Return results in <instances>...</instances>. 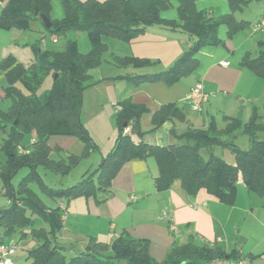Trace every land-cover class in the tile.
I'll use <instances>...</instances> for the list:
<instances>
[{
  "label": "trees",
  "instance_id": "trees-1",
  "mask_svg": "<svg viewBox=\"0 0 264 264\" xmlns=\"http://www.w3.org/2000/svg\"><path fill=\"white\" fill-rule=\"evenodd\" d=\"M0 1L3 3L0 12L2 29H32L34 20L43 24L40 13L50 18V0ZM249 1L227 0L229 12L213 17L198 10L195 0H178V19H174L160 15V8L166 6L169 0H61L64 15L60 19L50 18L51 26L45 29L55 36L65 35L70 30L85 31L91 42V51L80 53L73 39L67 40L62 52L42 51L39 48L40 40H37L33 45L36 60L28 66H23L12 55L1 60L3 98L9 102L6 107H0V127L6 133L0 145L5 155L3 161L0 158V177L7 182L22 166H27L29 171L21 177L8 207L0 209V226L4 235L18 231L20 236L26 238L30 234L37 241L34 247L28 249L29 264H119L120 260L126 264H207L213 258H247L236 247L227 252L217 243H200L189 236L182 243L175 242L164 259L157 260L149 254L148 239L122 233L112 240L109 252L106 249L108 243L91 236L86 250L67 259L65 248L57 243L62 208L46 205L28 182L37 179L43 192L53 199L64 198L68 202L73 197L92 194L97 201H101L104 193L110 191V181L123 163L134 158L153 156L158 166L154 186L159 192L168 189L174 180L179 179L181 186L190 194L204 190L221 202L232 203L236 195L235 179L240 175L249 188L264 194V138L256 135L258 130L264 129V125L256 117H250L242 123L238 117L225 116L227 124L221 130L212 124L207 128L188 127L177 134L178 142L161 145L142 138L140 116L147 108L130 98H122L116 103L119 133L111 150L102 156L95 168V178L88 170L78 182L53 188L41 181L36 170L37 165L56 172H66L70 167L48 156L47 142L51 136H76L90 144L79 115L82 91L95 83L87 71L99 62L104 47L103 35L129 40L151 24L179 28L188 33L192 43L168 68L129 78L135 84L156 80L170 84L195 69L197 60L194 55L202 46L223 43L218 35L220 24L226 25L228 36L250 26L248 20H236L233 16L234 10L242 8ZM36 8L38 15L34 13ZM117 59L125 66H139L148 60L136 55H124ZM241 64L264 77V39L258 40L257 53L253 57L245 55ZM48 74L52 77L50 88L37 93ZM17 82L27 93L16 86ZM169 119L186 120L182 107L175 102L161 104L151 113L153 129ZM240 128L249 136V146L243 150L233 141L234 133ZM32 130L36 132L35 141L28 146L22 145V139ZM221 135L227 137L222 138ZM18 145L30 147V151L20 153ZM213 145L232 149L235 162L229 163L213 153L203 159L200 150ZM99 193H103L101 200L98 198ZM32 214L40 215L48 222V227L31 226L34 224Z\"/></svg>",
  "mask_w": 264,
  "mask_h": 264
},
{
  "label": "rangeland",
  "instance_id": "rangeland-1",
  "mask_svg": "<svg viewBox=\"0 0 264 264\" xmlns=\"http://www.w3.org/2000/svg\"><path fill=\"white\" fill-rule=\"evenodd\" d=\"M50 3V18L53 20L60 19L64 15L61 0H50ZM195 3L197 9L204 12L206 16L212 15L213 17H218L221 15V12L226 8L228 9L227 0H195ZM260 4L262 3H259L257 0H250L242 8L234 10V16L237 19H248L253 23L258 16ZM177 6L178 0H169L166 6L160 8V15L166 18L178 19ZM154 26H158V24H151L147 27H149V30H155L154 28L157 27ZM226 30L225 25L220 24L218 35L222 36L227 32ZM44 34L46 42L39 45L42 51L62 52L66 48L68 39H73L76 42L80 53L87 54L91 51V42L87 32L70 30L65 35L57 36L58 39L54 42L51 40L52 34L38 20L33 21L32 29L29 30L15 27L13 29L15 40L4 51L14 56L15 60L21 62L23 66H28L36 60L37 54L33 45ZM137 36H133L129 40H122L114 36L103 35L102 42L104 43V47L100 53L99 62L87 71L89 78L95 81V83L83 89L79 115L80 122L86 129L90 144L76 137L74 143L69 144L70 146L67 148L49 147L48 153L51 154L50 157L52 159L61 160L64 166L66 164L70 167L66 172H56L39 166L37 172L41 177V181L46 185L53 188L72 185L78 182L82 174L88 170L91 174L93 173L94 178L96 177L95 168L98 166L102 156H105L111 150L114 139L119 133V127L116 122V103L119 100L118 96L124 85H126V82H132L129 79L131 76L136 77V75L142 74L147 70L157 71L159 67L157 65H161L153 51L150 52L151 58L147 57L148 60L139 66H125L119 63L117 57L134 55L131 51L133 48L134 51L138 49L137 41L139 39L136 38ZM3 78L2 70L0 69V93L1 91L4 92ZM190 80H193V77H188L187 81ZM252 80L251 84L247 83V85L243 81L239 86V90L235 92L224 94L218 91L214 97H210L211 100L213 99V104L212 106L207 104L208 116L210 118L214 117L218 129L224 128L227 124L224 115L238 117L242 123L247 122L250 117H253V119L256 117L264 125V77L253 73ZM51 82V74H48L41 82L37 93L49 89ZM244 84L246 85L245 87ZM16 86L22 92L27 93V90L19 82H17ZM8 102V99L3 100V98H0V107H6ZM184 111L188 114L189 118L200 113L190 109L188 105ZM194 123L198 122L194 121ZM256 135L259 138H264V129L258 130ZM4 136L5 133L0 127V145ZM234 136L233 141L238 148L242 150L248 148L249 136L242 128L236 130ZM148 137H151V135H148ZM175 139L174 142L179 141L177 138ZM30 141L29 135H25L22 139L23 144ZM200 153L203 159H206L209 153H213L229 163L235 162L234 151L221 145H213L211 148L201 149ZM0 157L4 158L1 150ZM27 172V167H21L12 176L11 183L17 186L21 177ZM29 185L46 205H56L55 200L57 201V199H53L44 193L37 179L30 182ZM235 185L236 195L234 201L232 203H224L204 190H199L196 194H190L181 186L179 179L174 180L169 188L181 186L185 190L186 196H188L186 197L187 199H181L180 195L175 193V189H173L174 201L171 205L173 209L170 208L169 211L174 217L175 225L182 230V234L184 235L179 237L178 242L183 241L182 239L188 237V235L193 236L195 241L200 243L212 242L219 237L220 241L216 243L221 249L228 252L233 247H236L247 257L248 264H264V194L249 188L240 175L236 177ZM2 200H4V197L0 194V204ZM58 201L67 204L64 198H58ZM168 205H170L169 201L166 203V207H169ZM65 211L67 213V209ZM88 222V220L80 222L79 229L75 230V233L78 234L72 240L74 242L71 245L72 247L68 243L61 244L66 248L64 255L67 259L86 250V246L89 244L92 235L90 233L93 229ZM42 224L36 223L37 226ZM97 227L100 229V225ZM11 236L15 235L11 234ZM16 236L18 235L16 234ZM111 242L109 241L106 247L108 252L110 251ZM35 245L30 241L28 243L24 241L23 243H15V251L12 254L13 264H29L30 259L26 258L28 249H31ZM119 264H126V262L120 260Z\"/></svg>",
  "mask_w": 264,
  "mask_h": 264
},
{
  "label": "crops",
  "instance_id": "crops-1",
  "mask_svg": "<svg viewBox=\"0 0 264 264\" xmlns=\"http://www.w3.org/2000/svg\"><path fill=\"white\" fill-rule=\"evenodd\" d=\"M257 1L262 4L259 5L260 10L255 21L252 23L250 20L245 19L250 22V26L239 29L231 36H228L227 33L223 34L220 36L223 40L221 44L202 46L194 55L197 60L195 69L181 76L176 82L170 84L163 80L146 81L139 84L126 82L118 99L130 98L134 102L146 106L147 111L143 112L140 116V127L143 131L142 138L144 140L150 143L164 145L174 142V140H176L175 138L178 139L177 134L182 133L188 127L207 128L212 124L217 130H221L217 128L214 117L212 116L213 118H210L208 116L209 111L207 104L212 106L213 99L211 100L210 97H214L216 92L219 91L224 94L232 93L239 90V86L243 81L246 82V85L247 83L251 84L253 81V71L242 65L241 59L245 55L253 57L257 53L258 40L264 39V31L254 27V24H256L257 20L264 13V0ZM2 5L3 3L0 1V12L2 10ZM227 12H229V5L228 9L226 8L220 14ZM234 14L235 11L233 12V16ZM235 19L240 20L236 17ZM154 27L157 28H154L155 30H149V27H146V29L136 37L139 39L137 41L138 49L136 51H134V48L133 50L131 49V53L139 57L151 58L150 52L153 51V53H155L161 65H157L159 66L157 71L147 70L145 72H158L168 68L192 43L189 34L179 28L170 29L159 25ZM13 29L15 28H0V62L5 56L11 55L5 53L4 50L15 40ZM223 62L226 63L224 64ZM188 77H193V80L187 81ZM198 80H201L203 83L207 99L203 103V110L194 117L192 116L189 118L188 114L184 111L187 106L184 98L190 87ZM246 85L244 84V87ZM1 93L0 98H3L4 92L1 91ZM3 100L7 99L3 98ZM168 102H175L177 105L181 106L185 113L186 120L169 119L153 129L151 113L161 104ZM225 116L233 117L230 115H224V117ZM194 121L198 123L195 124ZM26 135H29L31 140L29 143H25V145L28 146L35 141L36 132L32 130ZM148 135H151V137H148ZM221 136L222 138L227 137V135ZM75 139L76 136L54 135L48 139L47 144L51 148L59 147L60 149H64L70 146L69 144L74 143ZM21 144L23 145V142ZM50 155L49 153L48 156L50 157ZM3 157H5L4 154ZM3 159L1 158L2 161ZM39 166L43 165H37L36 170ZM157 173L158 166L153 156L134 158L126 161L120 166L118 172L110 181V191L104 193V198L102 200L100 198L103 196V193H99L100 197L98 198L101 201H97L96 197L92 194L88 196H76V198L69 199L67 204L55 198L57 199V201L55 200L56 205L60 206L63 210L62 223L57 230V243L59 245H64L65 243L70 244V246L73 245L74 242L72 240L76 238V234H78L75 233V230L79 229L80 222L88 220V224H91L93 228L90 234L97 240L108 243L122 233L133 237L145 238L149 240V254L157 260L164 259L171 246L175 242H178L180 236H184L179 227H177V233L171 232L168 228L169 221L176 224L172 213L169 211L170 208L173 209V207H171L174 201L173 189H175V193L180 195L181 199H187L186 197L188 196H186L187 194H185L186 192L181 186H177V188H168L165 191H157L154 186V176H156ZM11 179L12 177L9 181L5 182L0 177V194L4 197L1 203L3 205L0 204V209L8 207L11 202L12 194L17 190L18 184L14 186L11 183ZM33 181L34 180L31 182ZM28 184H30V182H28ZM168 201L170 205L166 207ZM66 209L67 213L66 211L64 212ZM163 212H166V217H162ZM31 217L34 219V224L31 226H35L36 223L39 222V224H43L38 226L48 227V222L40 215L32 214ZM99 225L100 229L97 227ZM28 229L27 227L26 231H28ZM2 231L3 229L0 226V242L15 244L18 242L23 243V241L28 243V241H30L31 243L37 244V241L32 238L30 234L24 238L20 236L18 231L5 235L2 234ZM11 234L15 236L17 234L18 236H11ZM188 237H184L182 239L183 241H179L178 243L186 241ZM246 260L248 263L247 258Z\"/></svg>",
  "mask_w": 264,
  "mask_h": 264
},
{
  "label": "built area",
  "instance_id": "built-area-1",
  "mask_svg": "<svg viewBox=\"0 0 264 264\" xmlns=\"http://www.w3.org/2000/svg\"><path fill=\"white\" fill-rule=\"evenodd\" d=\"M255 28L258 30L264 31V13L260 16L258 21L256 22ZM52 41H56L57 37L52 36ZM46 42L45 34L42 35V38L40 39V43L44 44ZM224 64L226 62H223ZM207 99V94L204 91V86L201 80H198L194 83L193 86L190 87L188 92L185 95L184 101L185 103L190 107V109L201 112L202 111V105ZM127 131V129H125ZM17 150L20 153H28L30 151V147H23L21 145L17 146ZM166 212L162 213V217H166ZM168 228L171 232L177 233L178 228L177 226L169 221ZM220 238H216L215 241L208 242L209 245H213L217 241H219ZM15 251V244L14 243H6V242H0V264H13L12 254ZM207 264H247V260L245 258H239L238 260H231V259H223V258H213L210 262Z\"/></svg>",
  "mask_w": 264,
  "mask_h": 264
},
{
  "label": "water",
  "instance_id": "water-1",
  "mask_svg": "<svg viewBox=\"0 0 264 264\" xmlns=\"http://www.w3.org/2000/svg\"><path fill=\"white\" fill-rule=\"evenodd\" d=\"M34 13H35V15H38V8L35 9ZM39 16H40V19L43 22L44 27L45 28H49L51 26L50 18L47 15L42 14V13H40ZM124 126H126V124H124Z\"/></svg>",
  "mask_w": 264,
  "mask_h": 264
}]
</instances>
